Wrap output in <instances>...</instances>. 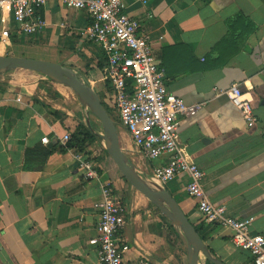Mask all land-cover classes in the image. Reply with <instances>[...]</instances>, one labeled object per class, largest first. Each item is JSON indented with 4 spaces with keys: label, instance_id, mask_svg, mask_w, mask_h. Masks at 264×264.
Wrapping results in <instances>:
<instances>
[{
    "label": "crops",
    "instance_id": "1",
    "mask_svg": "<svg viewBox=\"0 0 264 264\" xmlns=\"http://www.w3.org/2000/svg\"><path fill=\"white\" fill-rule=\"evenodd\" d=\"M121 1L124 13L147 33L168 91L187 104H202L195 116L179 117V139L204 174L207 198L224 205L232 217L250 218L252 232L264 236V0ZM237 14L254 28L236 46L231 40L223 43L229 32L226 22ZM38 15L45 25L32 36L20 34L11 22L10 45L0 41V55L32 54L67 65L83 74L110 108L102 79L105 61L99 47L84 34L92 23L89 14L50 0ZM242 24L236 23L232 35L240 32ZM2 27L0 21V34ZM3 75L0 264H99L95 204L106 185L123 209L124 225L117 242L129 246L125 264H140V260L186 264L184 246L167 218L126 182L100 148L102 158L92 156L98 178L84 175L73 156L76 152L90 155L98 139L86 140L80 150L56 141L66 132L72 135L82 129L55 103L46 83L40 78L26 83L27 78ZM233 83L253 97L252 125L226 96ZM59 87L53 90L67 93ZM117 130L121 148L144 173L152 176L154 167L169 161L170 155L146 159L136 151L129 133L119 124ZM44 136L48 143L41 141ZM187 181L180 174L164 187L204 243L225 264H253L247 251L233 245L230 230L205 222L186 192ZM202 264L212 263L203 259Z\"/></svg>",
    "mask_w": 264,
    "mask_h": 264
},
{
    "label": "built area",
    "instance_id": "2",
    "mask_svg": "<svg viewBox=\"0 0 264 264\" xmlns=\"http://www.w3.org/2000/svg\"><path fill=\"white\" fill-rule=\"evenodd\" d=\"M50 0H0L2 31L0 41L10 45L11 22L16 31L25 36L37 34L45 25L38 11ZM75 9L86 11L92 23L84 34L95 43L105 61L103 81L105 103L117 116V124L130 135L136 151L153 160L170 155L163 166L154 167L151 178L165 186L177 175H186V192L194 200L196 210L206 223L231 231L233 245L247 251L253 264H264V236L253 233L250 218L227 214L224 205L214 204L202 187L204 174L186 154L179 139V117L195 116L202 104H187L169 92L165 85L164 70L155 59L147 33L139 30L137 22L124 13L121 0H57ZM145 4L148 0H140ZM230 103L237 107L249 125L254 124L253 97L233 83L226 90ZM69 132L56 138L66 146ZM41 141L48 143V138ZM88 178H98L92 158L83 152L74 156ZM102 199L95 204L99 212L97 225L99 264H125L126 244L117 242L123 228V209L112 189L102 188ZM140 264H145L141 262Z\"/></svg>",
    "mask_w": 264,
    "mask_h": 264
},
{
    "label": "water",
    "instance_id": "3",
    "mask_svg": "<svg viewBox=\"0 0 264 264\" xmlns=\"http://www.w3.org/2000/svg\"><path fill=\"white\" fill-rule=\"evenodd\" d=\"M15 70L32 72L54 84L68 88L75 95L85 113L88 129L101 140L117 171L169 221L184 246L186 264H202L203 259L212 264H225L204 243L196 227L168 190L137 168L129 159L120 146L113 118L107 113L97 91L83 74L67 65L50 60L21 55H0V75ZM91 116L97 120L100 129L94 127Z\"/></svg>",
    "mask_w": 264,
    "mask_h": 264
},
{
    "label": "rangeland",
    "instance_id": "4",
    "mask_svg": "<svg viewBox=\"0 0 264 264\" xmlns=\"http://www.w3.org/2000/svg\"><path fill=\"white\" fill-rule=\"evenodd\" d=\"M9 55H12V54H9ZM28 55V56H27ZM24 56H26V57H30V56H32V54H24ZM33 58V57H32ZM46 58V57H45ZM5 78H7V77H15V78H27L28 80H30V81H28V82H26V83H37L35 80V78H40L42 81V84L43 83H46V85H45V87H47L48 89H49V91H48V94H51V93H53V97H55L54 98V101H55V103L59 106V108L61 109V110H64V112H69L71 115H72V124L75 126V127H77V129H78V127L80 128V129H82V131L83 132H87V127H86V125H85V122H84V115H83V113H82V109H81V106L79 105V103H78V101H77V99H76V97H75V95L71 92V91H68V90H66V89H64L63 88V91L64 92H67V93H64V95L63 94H59V93H57L55 90H53V88L55 87V88H60L58 85H56V84H54V83H52V82H50L49 80H47V79H45V78H43V77H40V76H38V75H36V74H34V73H32V72H29V71H23V70H15V71H11V72H8V73H5L4 75H3ZM31 80H34V81H31ZM42 84L39 82L37 85V87L39 88V87H41L42 86ZM36 86V85H35ZM62 88V87H61ZM51 91V92H50ZM56 92V93H55ZM103 105H104V103H103ZM105 106V105H104ZM105 108H106V111H107V113L112 117V118H114V111H112V109H110V108H107L106 106H105ZM91 121H92V123H93V125H94V127L98 130V129H100V127H99V124H98V122H97V120L94 118V117H92L91 116ZM116 122V121H115ZM97 141H98V145H94L93 147H92V151H90V157L91 158H93V159H98V161H99V158H102V156L100 155V152H99V148H100V150L102 151V155L103 156H105V160H107V158H108V155H107V153H106V151H105V149H101L102 147L104 148V146L102 145V142H101V140L97 137ZM96 151V152H95ZM93 156V157H92ZM104 166V168L105 169H107V166H105V165H103ZM112 173V172H111ZM116 172H113L112 174H115ZM117 174V173H116ZM118 175V174H117ZM149 177H151L150 175H148ZM178 236L176 235V238H177ZM177 241L178 242H180V240L177 238Z\"/></svg>",
    "mask_w": 264,
    "mask_h": 264
},
{
    "label": "trees",
    "instance_id": "5",
    "mask_svg": "<svg viewBox=\"0 0 264 264\" xmlns=\"http://www.w3.org/2000/svg\"><path fill=\"white\" fill-rule=\"evenodd\" d=\"M238 22L243 23L240 27L241 30L239 29L240 30V32L238 33L239 35L238 34L232 35L234 26ZM226 23H227V28L229 32L223 39V43H228L231 40L234 43V46L237 45V41H239L240 39L244 41L245 38L247 37V34H249L251 30H253L254 28L251 22L247 18L243 17L241 14L235 15L233 18L227 20ZM243 33L245 34L242 36L241 34ZM113 120L114 122L118 121L115 117L113 118ZM116 122L115 124H117ZM92 139H97V136L92 134L90 130L87 128V132L79 131V132H76L75 134H72L70 140L68 141L67 146L76 147L77 149L80 150L82 149L83 143L86 140H92Z\"/></svg>",
    "mask_w": 264,
    "mask_h": 264
},
{
    "label": "bare ground",
    "instance_id": "6",
    "mask_svg": "<svg viewBox=\"0 0 264 264\" xmlns=\"http://www.w3.org/2000/svg\"><path fill=\"white\" fill-rule=\"evenodd\" d=\"M59 86H61V85H59ZM63 87V86H62ZM65 88V87H64ZM66 90H68V91H70L68 88H66Z\"/></svg>",
    "mask_w": 264,
    "mask_h": 264
}]
</instances>
